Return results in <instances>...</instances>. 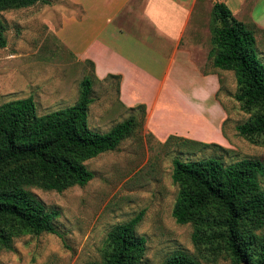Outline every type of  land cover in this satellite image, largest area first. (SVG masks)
Segmentation results:
<instances>
[{
	"label": "rangeland",
	"instance_id": "374dc122",
	"mask_svg": "<svg viewBox=\"0 0 264 264\" xmlns=\"http://www.w3.org/2000/svg\"><path fill=\"white\" fill-rule=\"evenodd\" d=\"M69 0H37L26 7L1 11L6 23V45L0 48V104L31 96L35 112L42 115L75 103L84 76L92 79V102L87 111L90 129L104 133L115 123L134 115L136 125L116 149L99 153L86 161L93 177L84 185H73L60 192L37 186L29 189L47 208H56L57 233H22L12 247L0 251V264H84L101 259V248L108 231L142 212L135 230L145 238L140 264H163L176 251L193 255L201 264H233L227 257L206 260L192 242L190 223H177L172 209L178 186L172 180L173 160H199L215 157L229 164L241 159L264 161V145L238 134L236 126L249 118L234 98L235 74L214 68L211 6L198 3L194 16L200 28L197 51L198 72L218 74L220 88L215 97L204 98L203 116L179 102H162L146 124V103L133 109L118 98V78L97 80L88 62H80L53 33L61 9ZM264 9V1L257 6ZM247 19V18H245ZM246 23V22H245ZM254 30L255 51L264 64V30ZM194 72L184 69L181 79ZM173 86L168 89L177 96ZM176 91V92H175ZM218 101L224 115L213 109ZM212 104V105H211ZM140 105L144 106V111ZM211 108V109H210ZM202 111V112H203ZM152 128L160 135H155ZM159 129V130H158ZM181 138L207 143L184 142ZM264 188V181H262ZM264 235V227L258 231Z\"/></svg>",
	"mask_w": 264,
	"mask_h": 264
},
{
	"label": "trees",
	"instance_id": "16d2710c",
	"mask_svg": "<svg viewBox=\"0 0 264 264\" xmlns=\"http://www.w3.org/2000/svg\"><path fill=\"white\" fill-rule=\"evenodd\" d=\"M36 1L0 0V48L6 45L7 28L1 11ZM210 12L214 20L211 63L234 72V98L250 113L236 130L252 143L264 145V64L255 51V32L223 1L213 2ZM90 65L93 69L91 61ZM91 87L92 79L84 76L74 104L42 115L35 112L31 96L0 104V251L10 249L13 238L22 233H57L59 210L47 208L29 186L60 192L86 184L93 177L86 161L116 149L132 133L134 115L104 133L89 128ZM139 107L144 111L143 105ZM173 137L207 145L174 135L168 139ZM172 165V180L178 186L172 216L177 223L192 225V242L203 257L264 264V235L258 233L264 227V161L246 158L225 164L215 157L175 158ZM141 214L114 225L101 248V259L84 264H140L145 238L136 234L135 227ZM163 264L201 263L193 255L176 251Z\"/></svg>",
	"mask_w": 264,
	"mask_h": 264
},
{
	"label": "crops",
	"instance_id": "0c3cea01",
	"mask_svg": "<svg viewBox=\"0 0 264 264\" xmlns=\"http://www.w3.org/2000/svg\"><path fill=\"white\" fill-rule=\"evenodd\" d=\"M215 1L264 30V9L257 8L264 0H69L53 33L77 61L93 63L95 79L119 76V101L125 107L146 103V124L168 100L203 116V100L215 97L220 82L215 71L198 72L200 22L194 13L198 3L212 7ZM184 69L194 73L181 79ZM173 86L177 96L168 89ZM212 104L224 115L218 101Z\"/></svg>",
	"mask_w": 264,
	"mask_h": 264
}]
</instances>
